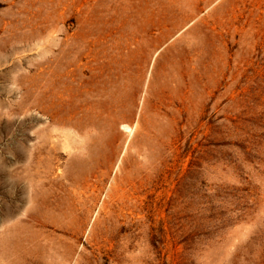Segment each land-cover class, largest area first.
<instances>
[{
	"label": "rangeland",
	"instance_id": "rangeland-1",
	"mask_svg": "<svg viewBox=\"0 0 264 264\" xmlns=\"http://www.w3.org/2000/svg\"><path fill=\"white\" fill-rule=\"evenodd\" d=\"M0 264H264V0H0Z\"/></svg>",
	"mask_w": 264,
	"mask_h": 264
},
{
	"label": "bare ground",
	"instance_id": "bare-ground-1",
	"mask_svg": "<svg viewBox=\"0 0 264 264\" xmlns=\"http://www.w3.org/2000/svg\"><path fill=\"white\" fill-rule=\"evenodd\" d=\"M141 57L146 58L147 56H144V55H143V56H141Z\"/></svg>",
	"mask_w": 264,
	"mask_h": 264
}]
</instances>
